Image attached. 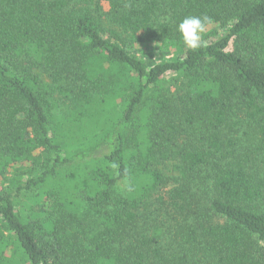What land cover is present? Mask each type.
I'll return each instance as SVG.
<instances>
[{
	"label": "trees",
	"instance_id": "trees-1",
	"mask_svg": "<svg viewBox=\"0 0 264 264\" xmlns=\"http://www.w3.org/2000/svg\"><path fill=\"white\" fill-rule=\"evenodd\" d=\"M0 264H264V0H0Z\"/></svg>",
	"mask_w": 264,
	"mask_h": 264
},
{
	"label": "clouds",
	"instance_id": "clouds-1",
	"mask_svg": "<svg viewBox=\"0 0 264 264\" xmlns=\"http://www.w3.org/2000/svg\"><path fill=\"white\" fill-rule=\"evenodd\" d=\"M209 23L211 18L208 16H185L177 25L183 44L192 50L199 49L202 46V34Z\"/></svg>",
	"mask_w": 264,
	"mask_h": 264
},
{
	"label": "rangeland",
	"instance_id": "rangeland-1",
	"mask_svg": "<svg viewBox=\"0 0 264 264\" xmlns=\"http://www.w3.org/2000/svg\"><path fill=\"white\" fill-rule=\"evenodd\" d=\"M42 78H43L44 80H47V81H48V78H45V76H42ZM163 169H164L165 171H169L170 169H172V164L167 163L166 165L163 166Z\"/></svg>",
	"mask_w": 264,
	"mask_h": 264
}]
</instances>
